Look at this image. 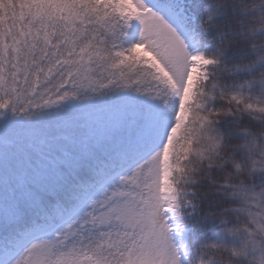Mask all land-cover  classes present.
<instances>
[{"label":"snow or ice","instance_id":"obj_1","mask_svg":"<svg viewBox=\"0 0 264 264\" xmlns=\"http://www.w3.org/2000/svg\"><path fill=\"white\" fill-rule=\"evenodd\" d=\"M193 38L172 0H0V264H205L210 245L228 252L214 240L193 259L172 241L181 209L198 206L176 168L189 75L212 63L188 50ZM232 211L243 222L227 226L225 209V233L264 264V196Z\"/></svg>","mask_w":264,"mask_h":264},{"label":"clouds","instance_id":"obj_2","mask_svg":"<svg viewBox=\"0 0 264 264\" xmlns=\"http://www.w3.org/2000/svg\"><path fill=\"white\" fill-rule=\"evenodd\" d=\"M260 19L264 21V16ZM200 27L207 32L208 21H202ZM248 30L255 31L252 27ZM232 42V39H225L223 45L227 48ZM258 47L264 48V43ZM207 57L212 63L206 69V76L201 75L197 81L194 74H190L185 88L186 102H190L191 107L185 114V154L176 164L177 179L183 178L182 186L186 184L193 195L195 189L189 185L198 184L204 178L215 185L230 183L232 191L217 190L238 200V206L233 208H240L252 198L264 196V187L257 190L246 183V178H251L254 172L264 173V69L250 79L230 81L226 78L237 72L251 71L253 65L248 62L226 64L222 53H209ZM217 101L223 102L222 106L217 107ZM229 116L235 118L236 130L242 136L239 142L232 141L219 127L220 121ZM244 116L261 127L253 129L246 123L241 124ZM237 151L243 159L236 157ZM213 170L223 172V179L215 178ZM210 247V259L205 264H239L244 256L243 247L229 246L228 252L220 244Z\"/></svg>","mask_w":264,"mask_h":264},{"label":"trees","instance_id":"obj_3","mask_svg":"<svg viewBox=\"0 0 264 264\" xmlns=\"http://www.w3.org/2000/svg\"><path fill=\"white\" fill-rule=\"evenodd\" d=\"M187 9L191 11L201 24L208 21L206 32L209 46L206 47L207 54L222 53V59L226 64L232 65L237 62H248L253 65L251 71L237 72L234 76H229L227 80L250 79L264 69V48L258 47L264 43V21L260 19L264 16V0H223L221 3L215 0H182ZM209 17H211L209 19ZM249 27L255 31H249ZM232 39L233 42L224 47L223 41ZM257 45V47H254ZM223 102L217 101L216 106H222ZM248 124L253 129L261 125L244 116L241 124ZM220 129L228 135L232 141L239 142L242 136L237 132V125L234 117H225L220 121ZM236 157L243 159L241 152H236ZM217 179H223V172L213 170ZM246 183L259 190L264 187V173L254 172L251 178H246ZM195 189V194H191V199L196 201L197 207H184L181 211L184 215V222L187 221L190 230L186 234V241L189 245L190 257L195 259L196 252L200 247L209 241L223 240L228 244L239 246L242 237H233L225 233V225L220 223V213L228 209L229 222L227 226H232L238 222V214L232 211L233 206H238L239 201L233 197L223 195L218 191V185L211 183L204 178L195 185H189ZM224 191H228L225 189ZM212 213V215H209ZM259 255V251L248 252V257ZM241 264H247V258L241 259Z\"/></svg>","mask_w":264,"mask_h":264},{"label":"rangeland","instance_id":"obj_4","mask_svg":"<svg viewBox=\"0 0 264 264\" xmlns=\"http://www.w3.org/2000/svg\"><path fill=\"white\" fill-rule=\"evenodd\" d=\"M172 3H174L176 5V7L178 8V10H180L182 13H184L183 10H186V8L183 5V3L179 2L178 0H172ZM188 17L192 21L193 26H195L194 28L197 29L198 34L201 35V37L203 38V42H202V46L201 47H199L200 43L193 38L192 42H190L189 45H188V50L192 54H197V53L202 52V53H204L206 55L205 50H206V47H208V45H209V40H208L207 34L200 27V23L198 22V20H197L195 15L189 14ZM184 215H185V213H184ZM189 230H190V226H189L188 222L185 221L184 222V226L179 231L174 230L172 232V241H173V243L175 245H177V246L183 245L188 251H189V245H188V243L186 241V234L189 232Z\"/></svg>","mask_w":264,"mask_h":264},{"label":"bare ground","instance_id":"obj_5","mask_svg":"<svg viewBox=\"0 0 264 264\" xmlns=\"http://www.w3.org/2000/svg\"><path fill=\"white\" fill-rule=\"evenodd\" d=\"M182 14H183L184 17L186 18L188 29L193 33L194 38H196L197 41H198L199 43H201L202 39H201V38L199 37V35L194 31L192 21L190 20V18L188 17V15H187L185 12L182 13Z\"/></svg>","mask_w":264,"mask_h":264}]
</instances>
